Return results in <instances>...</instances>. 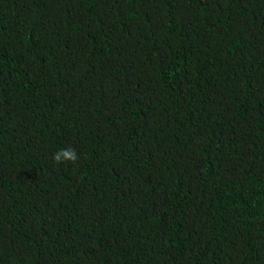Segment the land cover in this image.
Returning a JSON list of instances; mask_svg holds the SVG:
<instances>
[{
    "label": "trees",
    "instance_id": "obj_1",
    "mask_svg": "<svg viewBox=\"0 0 264 264\" xmlns=\"http://www.w3.org/2000/svg\"><path fill=\"white\" fill-rule=\"evenodd\" d=\"M0 264H264V0H0Z\"/></svg>",
    "mask_w": 264,
    "mask_h": 264
},
{
    "label": "clouds",
    "instance_id": "obj_2",
    "mask_svg": "<svg viewBox=\"0 0 264 264\" xmlns=\"http://www.w3.org/2000/svg\"><path fill=\"white\" fill-rule=\"evenodd\" d=\"M52 159L57 163L71 162L76 163L79 159V154L77 150L73 147H68L66 149H60L53 154Z\"/></svg>",
    "mask_w": 264,
    "mask_h": 264
}]
</instances>
